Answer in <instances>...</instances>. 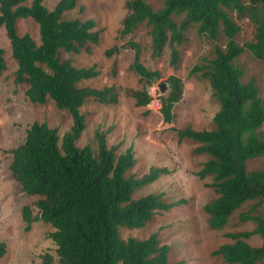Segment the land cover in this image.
I'll return each instance as SVG.
<instances>
[{"label":"trees","instance_id":"1","mask_svg":"<svg viewBox=\"0 0 264 264\" xmlns=\"http://www.w3.org/2000/svg\"><path fill=\"white\" fill-rule=\"evenodd\" d=\"M0 0V25L5 28L11 52L18 67L15 82L27 83L25 95L33 103L51 99L59 108L66 109L72 126L61 136L44 122L34 121L25 131L23 141L10 150V171L27 194L40 195L35 203L38 212L29 205L21 209L24 230L37 219L53 228L48 237L56 245L55 256L40 255V264H170V246L161 243L156 232L145 238H122L119 227L140 228L157 211H169L181 201L163 199V193H149L137 198L133 193L155 180L166 167H151L149 172L136 177L126 175L135 164L132 148L116 154L109 147L105 134L95 131L97 153L89 145L78 147L75 140L85 128V116L80 106L92 98L100 103L117 99L113 86L81 87L78 83L97 74L94 67H77L59 52H80L87 43H96L98 32L92 18L80 20L63 18L62 13L75 7L78 0H58L48 9L43 0ZM162 7L154 9L148 0H126L128 13L124 16L121 35L133 32L140 24L149 27L150 56L162 54L170 48V62L177 63L178 47L186 41L188 27L198 24V32L216 39L219 31L225 36L224 45L215 44L213 57L201 66L194 65L189 74L200 71L219 102L213 116L214 128L175 129L179 139L189 138L196 143L193 152L206 154L196 175L211 177L208 186L213 196L204 203L207 223L222 229L235 210L247 200L264 201V166L248 169L247 161L264 155V99L259 96L254 79L242 81L244 71L235 60L244 52L264 61V0H159ZM246 16L254 25L250 40L238 43L235 35L240 26L229 11ZM183 15L179 22L174 16ZM30 16L38 24L40 43L28 34H18L17 21ZM133 49L131 68L146 84L160 77L141 60V46L129 40ZM118 48L107 50L108 54ZM4 50L0 48V75L5 69ZM169 91L160 97L162 120H173L174 104L182 95L180 77H168ZM135 105L145 106L152 100L143 86L131 91ZM251 209L240 213L241 221L255 223L253 230L225 233L231 241L220 244L212 252L227 264H264V217ZM258 234L260 244L251 245L247 239ZM6 244L0 240V258ZM56 259V261H55ZM182 263L181 261L177 264Z\"/></svg>","mask_w":264,"mask_h":264},{"label":"rangeland","instance_id":"2","mask_svg":"<svg viewBox=\"0 0 264 264\" xmlns=\"http://www.w3.org/2000/svg\"><path fill=\"white\" fill-rule=\"evenodd\" d=\"M58 0H43L52 9ZM126 0H78L75 7L62 13L63 18L84 20L92 18L98 32L96 43L89 42L80 52L60 51L61 59H68L77 67H94L97 74L78 83L79 86L102 88L113 86L117 99L112 103H100L88 98L80 106L85 116V128L75 140L78 147L89 145L97 153L95 131L105 134L109 147L116 154L132 148L136 159L134 166L126 175L142 176L151 167H166L155 180L141 186L134 193L137 198L149 193H163L166 201L178 202L169 211H157L152 219L140 228L119 227L122 238L134 236L145 238L156 232L161 243L170 246V264H227L213 250L220 244L231 241L225 237L227 232L253 230L255 223L241 221L240 213H253L264 217V201L251 199L245 201L230 216L222 229H213L207 223L203 205L212 196L208 186L211 177L203 179L196 175L206 154L193 152L196 143L189 138L179 139L178 128L190 126L193 129L210 130L214 128L213 116L219 102L210 86L209 79L200 71L189 74L194 66H201L213 57L215 44L224 45L226 39L219 31L216 39H210L198 32V24H191L185 32L186 41L178 47L177 63L170 62V48L165 46L161 55L150 56L149 27L142 23L133 32L121 35L122 22L128 13ZM154 9L162 7V1L148 0ZM25 4L29 5L30 0ZM240 26L235 35L238 43L250 40L254 25L244 15L229 11ZM183 15L174 16L179 22ZM18 34L28 33L36 44L40 43L38 24L30 16L17 21ZM133 40L141 46V62L149 69L157 70L160 77L152 84H146L131 68L133 49L128 41ZM118 48L111 54L107 50ZM0 48L4 50L5 69L0 75V240L6 244L5 254L0 264H40V255L49 252L55 256L56 245L48 237L53 230L49 223L40 219L32 222L30 229L24 230L21 209L29 205L32 213L38 212L35 205L40 195L27 194L10 171L12 154L10 150L20 144L28 126L34 121L44 122L57 130L58 143L62 134L72 126V118L64 108H59L51 99L44 103H33L27 99V83L15 82L18 67L11 52L5 28L0 25ZM236 65L244 71L242 81L254 79L259 96L264 99V61L256 59L244 51L236 60ZM175 75L182 80V95L173 106L174 117L170 124L162 120L159 112L160 97L169 91L168 77ZM165 83L161 92L159 84ZM143 86L149 91L152 100L145 106L135 105L131 91ZM264 138V128L259 130ZM264 166V155L247 161L248 169ZM247 241L254 246L260 244L258 234L251 235ZM56 261V259H55ZM56 264V263H55ZM258 264H262L261 262Z\"/></svg>","mask_w":264,"mask_h":264},{"label":"water","instance_id":"3","mask_svg":"<svg viewBox=\"0 0 264 264\" xmlns=\"http://www.w3.org/2000/svg\"><path fill=\"white\" fill-rule=\"evenodd\" d=\"M159 89H160L161 92H164L165 91V83L164 82H161L159 84Z\"/></svg>","mask_w":264,"mask_h":264}]
</instances>
